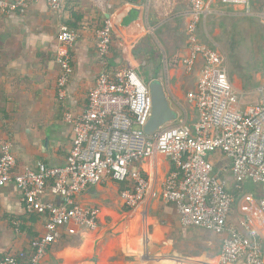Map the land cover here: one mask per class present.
Here are the masks:
<instances>
[{
  "label": "crops",
  "instance_id": "1",
  "mask_svg": "<svg viewBox=\"0 0 264 264\" xmlns=\"http://www.w3.org/2000/svg\"><path fill=\"white\" fill-rule=\"evenodd\" d=\"M203 1L208 15L199 37L210 47L223 48L226 35H233L234 28L249 17L264 25V0H250L249 7L243 0ZM190 9V0H64L60 14L44 2L32 3L23 13L0 12V147L4 142L12 144L16 171L35 169L40 163L64 165L72 136L64 114L78 115L86 106L88 90L101 71L95 36L106 22L112 25L108 68L129 67L148 81L161 80L178 117L171 125L192 126L198 112L187 95L197 89L203 60L199 58L190 73L183 64ZM62 28L78 36L71 50L73 75L64 101L58 98L56 61ZM235 89L243 96L238 86ZM212 160L215 173L235 199L229 226L245 235L254 232L264 248L260 187L247 182L239 193L229 162L221 155ZM138 169L150 182L145 202L127 209L120 197L124 187L113 182L79 194L76 203L81 208L100 211L97 230L64 228L43 264H222L224 236L183 227L175 208L161 202L162 184L172 170L169 159L157 154ZM46 199L62 203L49 191ZM244 219L251 221V231L241 226ZM45 224L44 216L27 212L15 185L1 189L0 260L21 255L30 260L32 244L45 234Z\"/></svg>",
  "mask_w": 264,
  "mask_h": 264
},
{
  "label": "built area",
  "instance_id": "2",
  "mask_svg": "<svg viewBox=\"0 0 264 264\" xmlns=\"http://www.w3.org/2000/svg\"><path fill=\"white\" fill-rule=\"evenodd\" d=\"M243 1L249 7L250 0ZM35 2H44L55 14H60L64 6V0H0V12L23 13ZM190 4L188 51L183 64L190 73L198 59L203 60L197 89L187 95L197 109V121L192 126L181 123L164 126L153 135L145 134L153 111L149 82L133 68H108L112 25L106 22L95 36L101 71L88 90L86 106L78 115L64 114L72 135L64 165L48 167L40 163L35 169L17 172L12 144L4 142L0 147V190L15 185L27 212L46 218L45 234L33 242L30 260L26 261L24 255L8 256L0 264H43L64 228L75 225L97 230L100 211L83 209L76 203V197L91 188L108 182L123 186L120 197L125 207L138 208L150 189L148 178L138 166L157 154L172 165L162 184L161 202L175 208L181 225L224 236L222 264H264V248L257 235H245L229 226L235 199L225 180L215 173L212 160L221 155L229 162L239 193L247 182L260 187L259 205L264 213V96L258 104L240 107L223 53L200 41L199 30L208 15L204 1L190 0ZM77 40L76 34L61 29L56 51L61 101L67 96L73 75L71 50ZM47 191L62 203L46 199ZM241 226L251 231L249 219L242 220ZM68 233L76 234L74 230Z\"/></svg>",
  "mask_w": 264,
  "mask_h": 264
},
{
  "label": "rangeland",
  "instance_id": "3",
  "mask_svg": "<svg viewBox=\"0 0 264 264\" xmlns=\"http://www.w3.org/2000/svg\"><path fill=\"white\" fill-rule=\"evenodd\" d=\"M225 41L218 49L234 87L243 91L240 107L260 103L264 96V25L258 18L249 17L234 28L233 35L227 34Z\"/></svg>",
  "mask_w": 264,
  "mask_h": 264
},
{
  "label": "water",
  "instance_id": "4",
  "mask_svg": "<svg viewBox=\"0 0 264 264\" xmlns=\"http://www.w3.org/2000/svg\"><path fill=\"white\" fill-rule=\"evenodd\" d=\"M153 98V111L145 126V134L153 135L162 127L177 121V114L171 107L164 83L159 79L148 81Z\"/></svg>",
  "mask_w": 264,
  "mask_h": 264
}]
</instances>
